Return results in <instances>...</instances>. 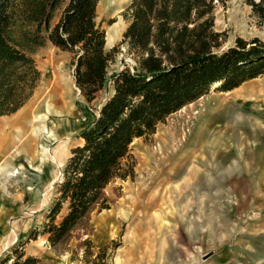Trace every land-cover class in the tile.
Returning <instances> with one entry per match:
<instances>
[{
    "label": "rangeland",
    "instance_id": "374dc122",
    "mask_svg": "<svg viewBox=\"0 0 264 264\" xmlns=\"http://www.w3.org/2000/svg\"><path fill=\"white\" fill-rule=\"evenodd\" d=\"M131 1L104 0L98 8L106 33L122 26L107 51L123 40L128 23L122 14ZM214 19L215 31L222 33L220 52L238 38L264 43V26L246 0L215 2ZM20 32L19 25L12 29L14 42L21 40ZM121 51L109 68L107 89L88 101L76 87L70 53L49 41L33 47L42 76L19 112L38 102L54 72L67 84L68 108L50 115L53 138L39 136L20 152L0 144V264L47 222L90 113L99 114L113 95L111 76L134 65ZM124 167L132 175L107 187L109 210L94 211L57 248L40 234L24 245L26 255L38 257L39 264H264V77L229 93L212 90L171 115L152 138L133 143ZM66 212L67 206L57 222Z\"/></svg>",
    "mask_w": 264,
    "mask_h": 264
},
{
    "label": "trees",
    "instance_id": "16d2710c",
    "mask_svg": "<svg viewBox=\"0 0 264 264\" xmlns=\"http://www.w3.org/2000/svg\"><path fill=\"white\" fill-rule=\"evenodd\" d=\"M223 1L132 0L122 14L128 23L123 40L107 51L106 30L97 21L101 0H0V116L16 114L33 97L42 76L33 47L47 41L72 55L76 87L88 101L107 89L109 68L122 48L134 62L111 76L113 95L99 114L90 113L47 222L34 228L25 244L40 234L51 248L66 244L94 211L110 209L105 191L132 175L124 162L136 140H149L171 115L212 90L229 93L264 77L260 39L238 38L235 46L219 51L222 33L215 31L214 10L215 2ZM246 2L264 26V0ZM18 25L21 40L14 42L11 31ZM24 245L4 264H39Z\"/></svg>",
    "mask_w": 264,
    "mask_h": 264
},
{
    "label": "bare ground",
    "instance_id": "6f19581e",
    "mask_svg": "<svg viewBox=\"0 0 264 264\" xmlns=\"http://www.w3.org/2000/svg\"><path fill=\"white\" fill-rule=\"evenodd\" d=\"M102 2L104 3V0ZM121 33V24H116L110 28L107 31V46H111ZM52 75L50 77L53 78L49 77L46 79L47 82H44V84H48L49 88L46 91H42L38 102L33 104V107L28 110L23 109L18 114L12 115V117H2L3 120L0 122V144L2 150L7 152L14 149L17 152L29 150L39 136H46L49 139L54 137L53 132L48 128V123L52 115H61L68 108V102L66 101L68 92L67 84L63 78L56 72ZM31 144L32 146L30 147ZM44 153L51 155L50 150L47 148ZM53 159L59 163V166L63 164V160H58L57 157H53ZM12 176H15L14 173Z\"/></svg>",
    "mask_w": 264,
    "mask_h": 264
}]
</instances>
